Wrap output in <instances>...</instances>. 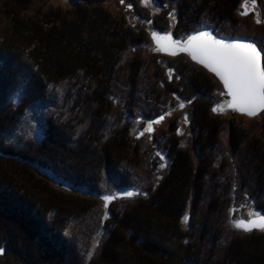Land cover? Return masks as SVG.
<instances>
[{
    "label": "trees",
    "instance_id": "1",
    "mask_svg": "<svg viewBox=\"0 0 264 264\" xmlns=\"http://www.w3.org/2000/svg\"><path fill=\"white\" fill-rule=\"evenodd\" d=\"M25 1L29 0H0L8 10L5 16L18 27L17 42L27 45L0 40V249L4 255L12 251L16 264H86L72 233L77 216L73 206L67 207L55 193L43 195L49 190L47 183L30 169L94 196L103 195L107 177L115 178L124 190L134 186L121 159H129L132 151L137 154L139 146L127 123L111 122L110 97L120 58L137 40L127 19L113 16L97 0H75L86 8H51L36 20L25 19ZM155 1L163 5L166 0ZM242 1L184 0L176 9L179 29L192 35L205 19L216 28L237 27ZM185 67L188 96L195 91L208 100L217 89L214 76ZM61 89L65 108L43 116L40 140L19 134L29 110L53 107ZM192 117L203 155L200 164L179 147L177 134L169 137L164 157L171 166L166 178L121 217L111 216L117 220L116 231L95 264H264V231L232 239L223 258L203 253L183 233L187 209L194 214L207 203V185L217 172L214 156L207 153L219 144L224 125L208 102L195 104ZM236 131L242 139V129ZM253 147L252 197L264 215V140L257 139ZM8 167L24 174L25 183L5 176ZM35 179L41 187L32 184ZM226 209L225 200L213 197L207 211L219 214Z\"/></svg>",
    "mask_w": 264,
    "mask_h": 264
},
{
    "label": "rangeland",
    "instance_id": "2",
    "mask_svg": "<svg viewBox=\"0 0 264 264\" xmlns=\"http://www.w3.org/2000/svg\"><path fill=\"white\" fill-rule=\"evenodd\" d=\"M160 1L163 3V0ZM183 1L166 0L163 5H159L155 0H124L123 3L121 0H97V4H103L113 16L125 17L137 40L128 44L120 58L113 94L110 97L111 122L127 123L130 126V136L139 146L137 154L134 151L129 152V159H121L123 164L120 162L133 177L134 186L124 190L120 188L115 178L107 177L103 195L94 196L65 188L40 172L30 169L31 174L47 183L49 190H44L43 195L55 193L67 207L73 206L77 216L73 221L72 233L78 239L81 256L86 258V264H95L99 260L108 245L111 232L116 231L117 220H112L111 216L116 214L121 217L127 207L132 208L149 191L154 192L166 178L171 166L164 157L169 137L177 134L180 140L179 147L188 151L196 165L200 164L203 155H199L200 148L196 145L197 129L192 117L194 105L200 102H208L212 109L222 108V111L214 113L222 117L224 125L217 138L219 144L212 152L207 153L210 157L214 156V167L217 171L207 185V203L202 210L194 214L190 208L187 209L185 216L188 220L185 222L183 218L181 223L183 233L190 237L189 241L193 245L202 247L203 253L223 258L232 239L245 238L261 232L237 230L233 228L231 221L233 218L247 220L253 213L261 215L256 210L252 197L254 188L252 179L255 169L253 146L257 139L264 140V111L255 117H249L231 109L225 100L227 94L223 85L214 75L192 62L189 56L164 55L154 44L153 33L171 34L179 40L182 38L183 41L190 36L179 29L176 9ZM25 3L26 9L23 11L27 20L41 18L51 8L60 10L80 6L86 8V4L80 5L75 0H29ZM244 4L245 0L240 4L237 27L226 24L216 28L205 19L195 30L196 32L209 30L225 39L254 42L262 50L264 62V0H255V4L247 0L245 7H242ZM0 5L2 6L0 40L9 45L17 43L21 47H26L27 45L17 42L18 27L5 16L8 12L6 6L3 8L1 3ZM246 10L247 14H242ZM139 36L145 41L142 42L141 39L142 43L138 42ZM185 66L193 67L197 70L196 73L201 71L210 77L214 76L217 89L208 100L201 98L195 91L193 93L190 91L193 94L191 98L188 96L190 84L186 80ZM133 67H137L138 72ZM182 68L185 70L182 71ZM181 76H185L184 80ZM183 86L187 88V94L184 93ZM63 92L61 89L59 100L53 107L48 109L34 107L29 110L19 134L38 142L42 136L43 116L58 113L65 108ZM180 104L184 106L181 108ZM161 117L163 119H160ZM237 128L242 129L243 132L240 133L244 134L243 138H240L241 143L236 135ZM5 176L12 177L11 180L14 181L24 179V174L20 171H11L9 167L5 170ZM21 182L25 183L22 180ZM37 182L35 179L32 184L39 185ZM123 191H133L136 194L132 197L118 198V194ZM105 196L113 197L107 206L103 199ZM213 197L225 200L227 203L225 212L216 214L207 211ZM12 253V251H8V254L6 252V255L4 252L0 253V264H16Z\"/></svg>",
    "mask_w": 264,
    "mask_h": 264
},
{
    "label": "snow or ice",
    "instance_id": "3",
    "mask_svg": "<svg viewBox=\"0 0 264 264\" xmlns=\"http://www.w3.org/2000/svg\"><path fill=\"white\" fill-rule=\"evenodd\" d=\"M123 2L124 0H121V3ZM251 2L255 4V0H251ZM246 4L247 0L242 7H245ZM242 14L246 15L247 10ZM153 39L156 40L159 47L170 51L173 55L177 51L187 52L194 61L215 73L227 89V93L231 97L229 106L234 110L247 113L250 116L264 110V69L261 68L259 62L260 52L254 45L239 42L226 43L223 40L215 39L206 32L189 36L184 43L174 41L168 35L157 36L155 33H153ZM183 106L180 104L181 108ZM212 111H222V108L213 107ZM149 131H151V127H149ZM123 195L132 197L134 193L125 192ZM103 199L107 206L113 197L105 196ZM184 220L187 222L188 217L185 216ZM231 223L233 228L244 232H251L254 229L264 231V215L253 213V216L247 220L233 218ZM3 251L0 249V253Z\"/></svg>",
    "mask_w": 264,
    "mask_h": 264
},
{
    "label": "water",
    "instance_id": "4",
    "mask_svg": "<svg viewBox=\"0 0 264 264\" xmlns=\"http://www.w3.org/2000/svg\"><path fill=\"white\" fill-rule=\"evenodd\" d=\"M199 32H206V33H209V34H210L212 37H214L215 39H217V40H223V41L226 42V43L239 42V43L252 44V45H254V46L256 47V49L260 52L259 62H260V66H261V68L264 69L263 52H262V50L259 48V46H257L254 42H250V41H247V40H241V39H239V40L225 39V38H222V37L216 35L215 33H213L212 31H209V30H203V31H199ZM199 32H195V33H193L192 35H195V34H197V33H199ZM156 35H157V36L168 35V36H170V37L172 38V40H174V41H180L181 43H184V42L188 39V38H187V39L184 40V41H183V40H179V39L175 38L173 35H171V34H167V33H156ZM192 35H190V36H192ZM152 38H153V36H152ZM153 42H154V44L157 46V48L160 50V52H161L162 54H164V55L171 56V57H175V56H178V55H180V54H185V55L189 56L187 52H182V51H177L176 54L173 55L170 51L163 50L161 47H159V46L157 45L155 39H153ZM189 58H190L191 61L194 62L195 64H198L199 66H201V67H203L204 69H206L209 73H211L212 75H214V76H215V77L221 82V84L223 85V88H224V90H225V92H226V94H227L226 97H225V100H226L227 104L229 105V103H230V101H231V97L228 95V93H227V89H225L224 84H223V82L220 80V78H219L218 76H216L215 73L209 71L208 68L204 67V65H202V64H200V63L194 61V60L191 58V56H189ZM229 107H230V106H229ZM230 108L233 109L232 107H230ZM233 110H234V109H233ZM235 111H236V110H235ZM263 111H264V110L258 111L255 115H251V116L248 115L247 113H241V112H239V111H236V112H238V113H240V114L247 115V116H249V117H255V116L259 115V114H260L261 112H263ZM125 192H133V191H123V192H120V193L118 194L117 197H118V198L127 197V196H124V195H123V193H125ZM133 193L136 194L135 192H133ZM254 230H258V229H254ZM252 231H253V230H252Z\"/></svg>",
    "mask_w": 264,
    "mask_h": 264
},
{
    "label": "flooded vegetation",
    "instance_id": "5",
    "mask_svg": "<svg viewBox=\"0 0 264 264\" xmlns=\"http://www.w3.org/2000/svg\"><path fill=\"white\" fill-rule=\"evenodd\" d=\"M182 40V39H181Z\"/></svg>",
    "mask_w": 264,
    "mask_h": 264
}]
</instances>
